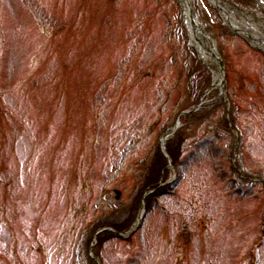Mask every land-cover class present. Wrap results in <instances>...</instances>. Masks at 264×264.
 Returning <instances> with one entry per match:
<instances>
[{
	"label": "rangeland",
	"instance_id": "374dc122",
	"mask_svg": "<svg viewBox=\"0 0 264 264\" xmlns=\"http://www.w3.org/2000/svg\"><path fill=\"white\" fill-rule=\"evenodd\" d=\"M190 1L220 88L181 0H0V264H264V49Z\"/></svg>",
	"mask_w": 264,
	"mask_h": 264
},
{
	"label": "bare ground",
	"instance_id": "6f19581e",
	"mask_svg": "<svg viewBox=\"0 0 264 264\" xmlns=\"http://www.w3.org/2000/svg\"><path fill=\"white\" fill-rule=\"evenodd\" d=\"M211 4L218 8L225 24L233 31L239 33L243 37L248 38L253 44L264 49V25L258 23L255 17L257 14H249L243 11L231 9L223 0H208ZM183 7L184 20L189 31L191 43L198 51L200 57L207 62L210 61L212 69V85L218 88L221 87L222 72L218 67H213V63H217V50L208 49L202 41V34L196 18L191 17L190 0H181ZM238 15V18L235 17ZM163 140V139H162ZM165 141V139H164Z\"/></svg>",
	"mask_w": 264,
	"mask_h": 264
},
{
	"label": "trees",
	"instance_id": "16d2710c",
	"mask_svg": "<svg viewBox=\"0 0 264 264\" xmlns=\"http://www.w3.org/2000/svg\"><path fill=\"white\" fill-rule=\"evenodd\" d=\"M170 142H171V141H170ZM170 142L167 143L166 147L170 146V145H169Z\"/></svg>",
	"mask_w": 264,
	"mask_h": 264
},
{
	"label": "water",
	"instance_id": "95a60500",
	"mask_svg": "<svg viewBox=\"0 0 264 264\" xmlns=\"http://www.w3.org/2000/svg\"><path fill=\"white\" fill-rule=\"evenodd\" d=\"M116 193L118 194L119 192L118 191H116ZM97 260V259H96Z\"/></svg>",
	"mask_w": 264,
	"mask_h": 264
}]
</instances>
